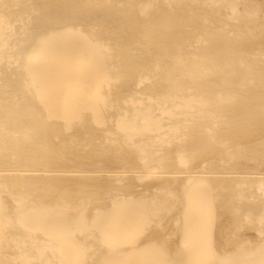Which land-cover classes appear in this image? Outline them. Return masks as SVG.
<instances>
[{
    "label": "bare ground",
    "instance_id": "1",
    "mask_svg": "<svg viewBox=\"0 0 264 264\" xmlns=\"http://www.w3.org/2000/svg\"><path fill=\"white\" fill-rule=\"evenodd\" d=\"M0 264H264V0H0Z\"/></svg>",
    "mask_w": 264,
    "mask_h": 264
}]
</instances>
